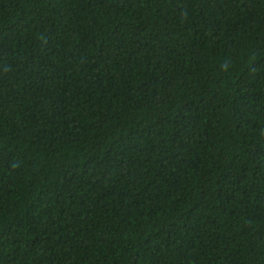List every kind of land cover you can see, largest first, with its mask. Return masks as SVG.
<instances>
[{"label": "trees", "instance_id": "16d2710c", "mask_svg": "<svg viewBox=\"0 0 264 264\" xmlns=\"http://www.w3.org/2000/svg\"><path fill=\"white\" fill-rule=\"evenodd\" d=\"M0 264H264V0H0Z\"/></svg>", "mask_w": 264, "mask_h": 264}]
</instances>
